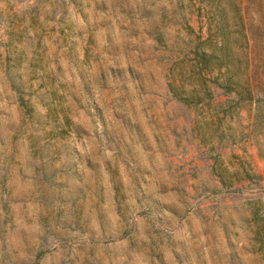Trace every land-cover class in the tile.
<instances>
[{
	"label": "rangeland",
	"instance_id": "1",
	"mask_svg": "<svg viewBox=\"0 0 264 264\" xmlns=\"http://www.w3.org/2000/svg\"><path fill=\"white\" fill-rule=\"evenodd\" d=\"M0 264H264V0H0Z\"/></svg>",
	"mask_w": 264,
	"mask_h": 264
},
{
	"label": "trees",
	"instance_id": "2",
	"mask_svg": "<svg viewBox=\"0 0 264 264\" xmlns=\"http://www.w3.org/2000/svg\"><path fill=\"white\" fill-rule=\"evenodd\" d=\"M181 99H182V100H184V98H183V97H182Z\"/></svg>",
	"mask_w": 264,
	"mask_h": 264
}]
</instances>
